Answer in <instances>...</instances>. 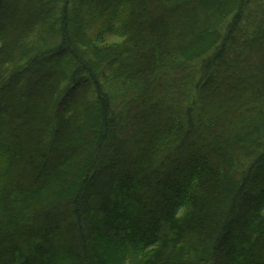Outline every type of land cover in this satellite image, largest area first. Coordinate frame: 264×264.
Returning <instances> with one entry per match:
<instances>
[{
    "label": "trees",
    "instance_id": "obj_1",
    "mask_svg": "<svg viewBox=\"0 0 264 264\" xmlns=\"http://www.w3.org/2000/svg\"><path fill=\"white\" fill-rule=\"evenodd\" d=\"M0 264H264V0H0Z\"/></svg>",
    "mask_w": 264,
    "mask_h": 264
},
{
    "label": "rangeland",
    "instance_id": "obj_2",
    "mask_svg": "<svg viewBox=\"0 0 264 264\" xmlns=\"http://www.w3.org/2000/svg\"><path fill=\"white\" fill-rule=\"evenodd\" d=\"M108 39H110L109 40L110 42H118V41H120L119 38H117L116 36L108 37Z\"/></svg>",
    "mask_w": 264,
    "mask_h": 264
}]
</instances>
